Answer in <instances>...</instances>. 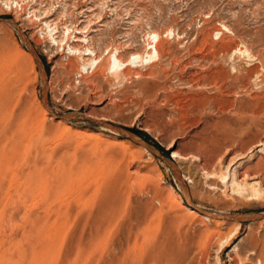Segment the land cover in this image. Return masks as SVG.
Here are the masks:
<instances>
[{"label":"rangeland","instance_id":"rangeland-1","mask_svg":"<svg viewBox=\"0 0 264 264\" xmlns=\"http://www.w3.org/2000/svg\"><path fill=\"white\" fill-rule=\"evenodd\" d=\"M33 1L42 22L73 34L87 27L98 55L121 47L128 58L145 50L146 30L172 29L164 37L171 57L129 65L125 79L95 70L76 83L77 56L56 52L0 8V264H230L238 247L246 257L262 247L264 220L218 219L216 228L200 212H264V84L252 77L243 85L245 70L264 65V0ZM45 7L53 12L42 19ZM231 66L242 67L241 77ZM75 112L89 119L56 118ZM127 142L142 161L123 155ZM206 229L230 233L207 247Z\"/></svg>","mask_w":264,"mask_h":264},{"label":"bare ground","instance_id":"bare-ground-1","mask_svg":"<svg viewBox=\"0 0 264 264\" xmlns=\"http://www.w3.org/2000/svg\"><path fill=\"white\" fill-rule=\"evenodd\" d=\"M2 1H8V0H0V3L2 2ZM145 1V0H144ZM147 2V1H146ZM101 3V2H100ZM38 4V3H37ZM51 5V4H50ZM51 8H52V6H50ZM50 7H45L44 9H43V11L40 13V15H42V19H44V18H47V17H49L50 15H52V13L51 12H53V11H51L52 9H50ZM89 8V7H88ZM54 9V8H53ZM88 11H90V9H88ZM40 12V11H39ZM87 16V15H86ZM118 16V15H117ZM96 17L97 18H100V16H98V15H96ZM15 18V17H14ZM16 21V20H15ZM47 22V21H46ZM45 22V24H49L50 25V23H46ZM56 23V22H55ZM55 25V24H54ZM89 25V24H88ZM3 26V25H2ZM2 26H0V27H2ZM5 27V26H4ZM217 27V26H216ZM215 26L214 27H212L211 29H210V32H216V34H218V35H221L222 34V32H221V30L220 29H217ZM65 28V31H63L62 32V34H61V36H63L60 40H56V39H53L52 40V42L53 43H58V44H60V45H62V44H64V45H66V46H68V49H69V51H71L72 52V56H77V59L79 58L81 61H82V63H81V67L79 68V70L80 71H78V72H83V73H92L93 71H95V70H98V71H100V72H106V73H113V74H116V73H120L121 72V74L124 76L123 78L125 79V77H128L129 75H130V71H129V68H127V66H129V65H131V66H136V65H142L143 63H147V62H149V63H152V61H153V63L154 62H160V61H162V59L164 58V57H167V56H170L171 55V51H169V48L170 47H166V45L168 44H166V42H165V40H164V37L165 36H168L169 34H171L172 32H171V30L172 29H165L164 31H159V30H154V29H149V30H146L145 31V42H146V45L144 46V48H145V50L142 52V53H140V52H132L129 56H128V58H124L123 56H122V51H121V47H115L113 50H109L108 48H106L103 52V54H101V55H98L97 54V52H96V50H95V48L92 46V45H90L89 43H90V40H89V38H88V36L86 35V33H87V31L88 30H86V28L87 27H85V30H76L75 29V31H74V33H75V35L74 36H72V37H74V38H71V35H68L69 34V32L70 31H72L73 29H70L68 26H65L64 27ZM221 28H222V30H226V31H228L229 29H228V27L226 26V25H222L221 26ZM78 29V28H77ZM21 33V32H20ZM210 34V33H209ZM60 36V37H61ZM72 40H71V39ZM26 40V39H25ZM144 40V39H143ZM27 41V40H26ZM26 45H27V47H28V49H29V51H28V53H26L25 55H26V57L29 59V61H30V63H31V65H32V67H33V69L35 70V63L37 62L36 61V58L37 57H35V55H33V52H32V50H31V47H30V45L28 44V43H26ZM123 45H125L124 43H123ZM214 52V51H213ZM230 52H232V51H230ZM234 53H237V56L239 57V55H238V53L239 54H241V55H243V56H246V57H248V58H251L252 57V55L250 54V52L249 51H237V49L235 48V51H233ZM56 53V52H55ZM77 53V55H75ZM63 54V53H62ZM107 55H109L108 56V62L105 64L104 63V61L102 62V60H103V58H104V56H107ZM200 55V54H199ZM225 56V55H224ZM242 56V57H243ZM171 57V56H170ZM201 57V56H200ZM236 57V56H235ZM106 59V58H105ZM107 60V59H106ZM172 61L171 62H173V60L174 59H171ZM246 60V59H245ZM261 61H262V59H260ZM36 61V62H35ZM59 61V60H58ZM175 61H177V60H175ZM174 61V62H175ZM260 61V62H261ZM104 63L105 65H100V64H102V63ZM173 62V63H174ZM262 62H264V61H262ZM241 63V62H240ZM244 63V62H243ZM252 63V62H251ZM38 64V63H37ZM157 64V63H156ZM246 64V63H245ZM253 64V63H252ZM185 64H183V66H184ZM246 65H248V64H246ZM245 65V66H246ZM261 65V64H260ZM182 66V65H181ZM182 66V67H183ZM185 66H187V65H185ZM184 66V67H185ZM234 66V65H233ZM242 66V65H241ZM257 66V65H256ZM255 66V67H256ZM38 67H39V69H40V72L42 73V76H43V71H42V69L40 68V66L38 65ZM247 67V66H246ZM261 67V66H260ZM221 68V67H220ZM231 68H234V72H235V77H232V78H238V76L239 77H241L240 75L242 74V67L240 68V67H232L231 66ZM250 68V67H249ZM262 71H257V70H252V69H249V70H245V68H244V72H245V76H243L244 78L243 79H245L246 78V80L243 82L244 84V86H246L247 85V80L248 79H250V78H252V77H254V78H256V81H257V78L261 81V83L262 84H264V65L262 66ZM181 70V69H180ZM231 71V70H230ZM233 71V70H232ZM118 73V74H119ZM255 75H254V74ZM38 74V73H37ZM225 74H226V72H225ZM232 75V74H231ZM244 75V74H243ZM120 76V75H119ZM137 76V75H136ZM135 76V77H136ZM143 76V75H142ZM230 76V75H229ZM228 76V77H229ZM179 77V76H178ZM227 78V77H226ZM202 79V78H201ZM253 79V78H252ZM197 80V79H196ZM223 80H224V78H223ZM226 80V79H225ZM239 80V79H238ZM237 80V81H238ZM251 80V79H250ZM82 81H83V79H82ZM219 81V80H218ZM228 81V80H227ZM233 81V80H232ZM237 81H236V85H237ZM216 82V81H215ZM223 82V81H222ZM221 82V83H222ZM240 83H241V80L239 81ZM238 82V83H239ZM82 83V82H81ZM235 83V82H234ZM251 83V82H250ZM232 84H233V82H232ZM255 84V83H254ZM184 85V84H183ZM220 85V84H219ZM217 85V87L220 89V90H223V88H224V86H223V84L222 85ZM231 85V84H230ZM229 85V86H230ZM258 85V84H257ZM181 86V85H180ZM184 87H186V86H184ZM206 87V86H205ZM216 87V88H217ZM233 87V86H232ZM237 87V86H236ZM240 87V86H239ZM247 87V86H246ZM250 87H251V85H250ZM257 87H259V86H257ZM261 87V86H260ZM207 88V87H206ZM228 88V87H227ZM255 88V87H254ZM230 89V88H229ZM236 89V88H235ZM242 89V88H241ZM245 90V89H244ZM257 90V89H256ZM229 91H232V90H229ZM228 91V92H229ZM218 92V91H217ZM235 92V91H234ZM264 92V91H263ZM232 93V92H231ZM222 94H223V92H222ZM44 95V94H43ZM229 95V94H228ZM232 95V94H231ZM255 95V94H254ZM263 97V96H262ZM198 98V97H197ZM231 98V97H230ZM257 98H258V94H257ZM180 99V98H179ZM210 99V98H209ZM227 99V98H226ZM232 99V98H231ZM234 99V98H233ZM233 101V100H232ZM217 102H219V101H217ZM262 105V104H261ZM39 106H40V111L42 112V114L44 115V116H46V114H47V111H49V109H47V107H46V104H45V101H44V99L39 103ZM181 106V105H180ZM233 106V103L230 101L228 104L227 103H225V104H223L222 106H221V109L224 111V109H226V108H228V107H232ZM263 106V105H262ZM219 107V106H218ZM260 109H262V108H260ZM262 111H263V109H262ZM255 112H253V114H254ZM91 116V115H90ZM261 116V115H260ZM89 118V117H88ZM90 120H92V121H94V122H98V125H100V126H103V127H106L107 125H105V124H107V122H106V120L104 121V120H100V119H93V118H90ZM243 122V121H242ZM251 125H253L252 123H251ZM257 126V125H256ZM64 128V130H68V132H69V130H70V127L69 126H64L63 127ZM146 129V128H145ZM147 130V129H146ZM78 131V130H77ZM80 134H83V135H86V136H89V137H87V138H90V137H92V136H94V134L93 133H86V132H80ZM129 134V133H128ZM82 136V135H81ZM129 136L131 137L132 135H130L129 134ZM97 137V136H96ZM132 138V137H131ZM252 138V137H251ZM257 139V138H256ZM129 141V140H128ZM259 141V140H258ZM139 143H141L140 141H138ZM260 142V141H259ZM142 144V143H141ZM262 144H264V141H262ZM123 145V147H124V150H123V155H125V154H127V151H128V154L133 158V159H136V160H141L142 161V158H143V154H141L142 152H135V150L137 149V145H136V147L134 146V145H132L130 142H127V146H124V144H122ZM251 145V144H250ZM142 146V145H141ZM140 146V147H141ZM146 146V145H145ZM246 146V145H245ZM131 147H134L135 149H131ZM139 147V148H140ZM123 149V148H122ZM139 150V149H138ZM142 150V149H141ZM140 150V151H141ZM147 150V149H146ZM145 151V150H144ZM182 153H179V152H173L172 153V157L174 158V159H182V158H184L182 155H181ZM186 158V157H185ZM210 162V161H209ZM168 163V162H167ZM264 163V162H263ZM168 164H170V163H168ZM173 165V164H172ZM205 165H207V163L205 164ZM213 165V164H212ZM173 168V167H172ZM175 168V167H174ZM207 168H208V166H207ZM210 168V167H209ZM206 169V168H205ZM211 169V168H210ZM137 171V170H136ZM207 172V171H206ZM135 173V172H134ZM175 173V172H174ZM178 173H179V171H178ZM258 173V172H257ZM139 175V174H138ZM189 175V174H188ZM258 175V174H257ZM177 176H179L178 174H177ZM262 176V175H261ZM180 177V176H179ZM178 177V178H179ZM184 177V176H183ZM253 177V176H252ZM255 177V176H254ZM177 178V179H178ZM263 180V179H262ZM261 180V181H262ZM258 182H260V181H258ZM258 182H257V184H258ZM181 183H182V181H181ZM211 185V184H210ZM183 186H185V185H183ZM186 187V186H185ZM186 189V188H185ZM185 191H187V190H185ZM188 193V192H187ZM262 193V192H261ZM252 195V194H251ZM259 197V196H258ZM172 199V202H174V203H180V201L177 199H175V197L174 198H171ZM170 199V200H171ZM181 200V202L182 203H184L185 205H193V203H191L190 201H188L187 203L186 202H184V200H182V199H180ZM183 204V205H184ZM197 207V206H196ZM195 208V207H194ZM198 208V207H197ZM206 220H209L211 223H213V225L216 227V228H218V227H221V225L223 224V222H221V221H219L218 219H216L215 217H213V216H210V213H207L206 212V216H203ZM228 230V229H227ZM229 230H230V228H229ZM227 231V232H223V231H220V230H208V229H206V237L204 238V240H203V244L206 246L207 244H209V242H210V239H212L211 237L212 236H214V235H216L218 238H220V239H226L227 237H228V235H229V233H230V231ZM216 236H214V237H216ZM213 237V238H214ZM219 239V240H220ZM261 241H262V239H261ZM211 243V242H210ZM203 245V246H204ZM261 245V244H260ZM201 246V245H200ZM207 247H208V245H207ZM204 249V248H203ZM238 250H237V256L239 257L238 259H240L241 261H245V260H248V261H250V262H253V261H255V263L256 264H264V245L262 246V247H260L259 246V248H258V246H255V247H253V249L252 250H250V252H249V255H254V257H252V258H248V256L246 257L245 255L244 256H241L242 254H241V249L238 247L237 248ZM206 251V250H205ZM208 251V250H207ZM234 255V254H233ZM202 258V257H201ZM238 259H236L235 258V256H230L229 257V261H230V264H240V262L238 261ZM201 261V260H200ZM199 261V262H200ZM237 261H238V263H237ZM247 261V262H248ZM190 262V261H189ZM202 262V261H201ZM246 262V261H245ZM199 264H201V263H199Z\"/></svg>","mask_w":264,"mask_h":264},{"label":"built area","instance_id":"built-area-1","mask_svg":"<svg viewBox=\"0 0 264 264\" xmlns=\"http://www.w3.org/2000/svg\"><path fill=\"white\" fill-rule=\"evenodd\" d=\"M37 5V3L33 0H8L2 1L0 3V8L5 14H9L15 17L20 25H24L23 29H27L28 27H34V32L37 33L36 39L40 41L48 40L51 46H53L56 52H61L65 57L72 56V52L69 51L68 46L58 43H53L52 40H58L62 34V29L58 25L54 24H45L40 20L37 9H34L33 6ZM56 8L65 9V6H60L59 4L55 5ZM68 35H71V38H74L75 34L69 32ZM45 51V50H44ZM47 51V50H46ZM45 51V52H46ZM77 55V53L75 54ZM83 72H76L74 76V80L76 83L81 81V76Z\"/></svg>","mask_w":264,"mask_h":264},{"label":"water","instance_id":"water-1","mask_svg":"<svg viewBox=\"0 0 264 264\" xmlns=\"http://www.w3.org/2000/svg\"><path fill=\"white\" fill-rule=\"evenodd\" d=\"M6 23H9L10 25H13V22L10 20H6ZM36 61L38 63V65L40 66V68L43 71V77L45 78V72H44V68L42 63L40 62V60L38 58H36ZM56 118H60L64 121H74V120H85V119H89L88 117H86L85 115H83L82 113H71V114H66L63 116H58ZM95 124L98 125V122H94ZM107 125L106 127L113 129L115 131H117L118 133L128 137L130 132L124 130L123 128L117 127L113 124L107 123L105 124ZM131 134V133H130ZM137 138L138 141H140L141 143L145 144L147 147H149L153 152L157 153V155L161 156L159 154V152L152 146L149 144L144 143L139 137L135 136ZM135 138V139H136ZM168 161L169 163H172L169 160L165 159V162ZM202 215L206 216V212H200ZM210 216L215 217L216 219H225V220H232V221H259V220H264V212L263 213H259V214H246V215H232V216H228V217H219L217 215L214 214H210Z\"/></svg>","mask_w":264,"mask_h":264}]
</instances>
